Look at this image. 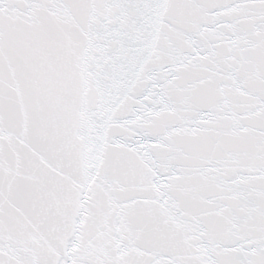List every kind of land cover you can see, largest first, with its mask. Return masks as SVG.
Listing matches in <instances>:
<instances>
[{
    "label": "snow or ice",
    "instance_id": "snow-or-ice-1",
    "mask_svg": "<svg viewBox=\"0 0 264 264\" xmlns=\"http://www.w3.org/2000/svg\"><path fill=\"white\" fill-rule=\"evenodd\" d=\"M0 264H264V0H0Z\"/></svg>",
    "mask_w": 264,
    "mask_h": 264
}]
</instances>
